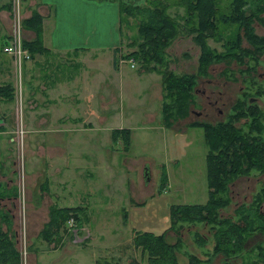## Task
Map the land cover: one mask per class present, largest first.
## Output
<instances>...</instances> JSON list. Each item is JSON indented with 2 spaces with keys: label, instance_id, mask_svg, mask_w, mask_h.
Here are the masks:
<instances>
[{
  "label": "rangeland",
  "instance_id": "obj_1",
  "mask_svg": "<svg viewBox=\"0 0 264 264\" xmlns=\"http://www.w3.org/2000/svg\"><path fill=\"white\" fill-rule=\"evenodd\" d=\"M247 1V13L257 14L252 26L257 35L264 36V12L258 11L259 7H264V0ZM142 2L146 3L145 0ZM11 5L13 32L17 10L13 0ZM222 6V10L228 13L231 0H224ZM20 10L23 21V13L27 10L23 0ZM170 12L179 17L185 11L182 7H174ZM136 24L135 18L122 24L121 46L115 53V66L122 68L127 75L115 70L114 94L118 100L113 111L99 114L89 111V105L93 107L101 103L98 92L103 87L94 78L86 91L88 99L81 105L78 121H74V116L65 118L67 114L74 115L75 112L55 109L51 116L57 112V117L45 124L47 129L42 134L39 129L41 120L33 117L26 119V109L30 108L27 106L31 101H23L21 109V92L27 93L24 71L22 84L18 77L13 88V100L18 99L19 116L13 117L9 124L2 125H9L12 128L10 133H0V229L7 232L17 250L22 252L24 264H149L148 255L134 245V236L137 231L150 230L157 234L167 231L169 241L179 244L177 257L182 264L190 263L189 255L207 260L214 253L215 239L210 225L187 223L175 232L171 230L170 208L174 204L205 203L209 200L207 154L210 146L206 143L203 128L191 127L192 124L197 121L217 124L229 120L235 113L238 100H250L251 104H258L264 111V51L256 55L254 45L242 31V47L251 49L252 54L246 56L242 63L233 59L210 65L208 75L198 77L199 83L194 90L196 104L191 106L190 115L174 124L173 128H167L162 115V76L157 71L153 74L143 70L136 57H133L137 60L136 67H132L129 61H123V58L132 57H128L130 50H134L129 42L139 34ZM232 32L233 28L222 35L221 30L216 37L208 39L211 48L218 52L227 51ZM195 35L196 32L184 28L172 47L166 50L172 71L178 74L199 72L201 47L195 41ZM101 58V63L98 60L94 64L104 71L102 75L109 73L110 65L114 64L112 51H105ZM75 69L68 65L63 67L64 72L76 73ZM91 72L97 73L94 65ZM139 73L141 76L135 79ZM79 86L77 84L76 88ZM73 91L66 93L76 96ZM1 110L0 123L3 124V119L7 122L8 117L2 118ZM246 121L244 118L237 124L243 126ZM90 122L95 124L96 129L85 130L79 136L71 135L70 130L76 128V123L78 127H84ZM125 126L132 129L131 151L123 150L124 143H118L119 136H114L116 150L113 152L108 147L113 141L109 129ZM31 128L34 131L28 132ZM63 129V132H58ZM41 134L50 140L71 137L73 142L68 139L66 147L73 153H83L82 158L79 157V164L68 159L67 169L66 164L59 160L62 150L50 146L51 142L45 141ZM122 138L125 139L124 133ZM76 139L81 140L77 146L74 145ZM44 141L48 143L46 148L39 146ZM60 142L64 145L63 141ZM125 145L128 146L126 142ZM89 162L91 164H87ZM29 164L35 170L31 174H28ZM145 166L148 167V176L146 171L143 172ZM165 174L167 178L164 180ZM234 182L229 189L232 201L229 207L222 210L223 216H233L239 205L254 200L255 194L264 187V173L255 171L251 176H238ZM58 205L80 207L82 220L72 224L68 220L64 229L48 241L42 238V231L51 219V208ZM262 207L264 209V203ZM7 220L9 227L5 223ZM59 236L60 240H57ZM262 239L264 236L259 234L247 246L252 248ZM250 257L258 261L255 252ZM223 258L219 254L213 263L221 264Z\"/></svg>",
  "mask_w": 264,
  "mask_h": 264
},
{
  "label": "trees",
  "instance_id": "obj_2",
  "mask_svg": "<svg viewBox=\"0 0 264 264\" xmlns=\"http://www.w3.org/2000/svg\"><path fill=\"white\" fill-rule=\"evenodd\" d=\"M99 2L116 3L119 6V18L122 24L130 22V18L137 20L139 34L129 42L134 50H130L128 57H136L139 64L147 72H159L164 84V117L167 124L178 123L187 118L196 104L197 95L194 93L198 77L209 73L210 65L221 61L233 59L242 63L252 50L242 47V31L244 36L255 47L254 53L264 51V36L256 34L252 26L255 14H248L245 6L247 0H231L228 13L222 8L224 0H97ZM174 7L184 8V14L173 16L170 10ZM259 13L264 12V7L258 8ZM32 22V27H31ZM22 29L34 31L35 39L23 40L22 45L31 56L46 51L44 44L45 22L40 10L35 9L33 15L21 21ZM196 32L195 41L200 45L199 72L178 74L169 68V59L166 50L172 47L173 42L184 32ZM233 32L228 39L227 51L218 52L211 48L208 39L214 38L222 30V35L230 30ZM33 48V53H32ZM119 50V49H117ZM0 97L12 101L13 87L4 85L0 87ZM235 113L230 119L217 124L210 122H194L191 127L203 128L206 132V143L210 146L207 158V171L209 200L205 203L172 205L171 230L178 232L185 224L210 225L214 236V253L207 260L195 255H189V264H214L213 259L222 255L221 264H264V239L249 248L248 242L261 234L264 236V187L256 194L251 203L239 205L235 216H223L222 210L229 207L231 197L229 189L238 176H251L255 171L264 173V111L250 100H238L235 103ZM247 119L245 124L239 126L242 119ZM114 136L122 138L129 146L132 141L131 130L116 129ZM123 139V138H122ZM120 141V140H119ZM118 142V141H117ZM164 175V180L167 178ZM81 208L72 205L51 208V219L42 231V238L51 241L62 231L68 220L76 218L77 223L82 220L79 214ZM9 217V215H8ZM8 227L10 222H5ZM135 246L141 248L147 256L149 264H182L178 261L177 250L179 244L171 243L167 231L161 234L153 231L138 232L134 236ZM57 240H60V236ZM256 253L258 261L250 256ZM214 257V258H213ZM213 258V259H212ZM0 264H22L21 253L15 243L8 237L7 232L0 229ZM217 264V263H216Z\"/></svg>",
  "mask_w": 264,
  "mask_h": 264
},
{
  "label": "crops",
  "instance_id": "obj_3",
  "mask_svg": "<svg viewBox=\"0 0 264 264\" xmlns=\"http://www.w3.org/2000/svg\"><path fill=\"white\" fill-rule=\"evenodd\" d=\"M23 1L27 5V10L25 11V14L23 13L24 18H28L30 15H33L35 9H39L42 13L45 22L43 33L45 37L44 44L47 48L44 52H39L32 55L31 59L24 63L23 78L25 81L24 87L26 86L27 93L21 92V109L23 106V101H31L29 106H27L30 108L26 109V119L30 117L35 118L36 113V119H38V121L41 120L39 122V129L41 128L42 134L45 132L44 130L47 129L45 124H48L51 121V118L55 116L57 117V112L55 115L51 116L55 109L67 112L68 110L75 112L74 115H69L66 113L67 116L65 118H68L69 116V119H71L74 116L73 119L75 122H77L78 117L81 116V112L79 111L81 105H83L84 101L88 99L86 97V91L92 84L94 78H97L98 84L103 87V89L98 92L99 96L101 97V103L94 104L93 107L89 105V111H94L95 113L98 112L97 114H99L101 112H110L116 109L115 102H117L116 100H118V97H116L114 94L116 88L114 86L115 77L113 78V76H115L116 71L127 75L125 72H123L124 70H122V68H116L115 66V64H117L115 53L121 46L120 44L122 37V32L120 30L121 19L119 18V6H117L116 3L114 4L104 1L100 3L97 0ZM11 4L12 0H0V87L4 85H10L14 88L18 81L16 65L11 56L5 54L2 51V47L9 39L13 28L11 25ZM21 32L22 37L27 41L32 39V35L33 39H35L37 36L35 32L31 30L21 29ZM105 51H112L114 64L110 65L111 70L109 73H104L101 75L103 70L94 63L98 60L99 63H101L103 60L101 57L105 54ZM66 65L69 67H76V73H71L68 71L64 72L63 67ZM92 65L96 67V74L91 72ZM151 73L154 74L156 72ZM159 75L161 76V74ZM140 76L141 75L139 73L134 78L138 79ZM20 81L22 84V75ZM155 81L158 82L156 79ZM160 81L162 82V78ZM36 84H39V86H36ZM77 84L80 85L78 88H76ZM162 86L164 87L163 82ZM72 87H75L74 91L72 90ZM38 88L39 91L37 90ZM67 91L76 92L77 97L67 94ZM4 98L5 97H0V109H3L1 110V116L2 118L6 116L8 119L7 122L6 119H3L4 123H0V133L1 131H3L2 133H10L12 128L7 124H9L13 117L15 118L19 116V108L17 104L18 99L16 101L14 99L13 101L4 102V100H2ZM161 99L163 108L164 95H162V92ZM4 105L7 107L2 108ZM23 111H25V109H23ZM164 113L165 111L163 108L162 115ZM63 114L64 113L61 115ZM5 123L7 124L4 126V128L2 125ZM30 123L31 122H29L28 125H30ZM78 124H81V122ZM78 124L76 123V128L70 130L72 136H79L82 132H86L85 130L96 129L95 124L92 122L88 123V125L84 127H78ZM164 125H166L167 128H173L174 126L173 124L172 126H169L167 121H165ZM120 128L113 127L109 129V131H111L110 135L112 136L113 141L112 143L108 144V147L110 146L113 152H115L116 148L114 147L115 138L112 134L115 129ZM122 129L132 130L126 126ZM64 130L65 129L58 132L60 133ZM32 131H34L33 128L29 129L28 132ZM42 137L44 136L42 135ZM44 138L46 139L45 141L51 142L49 144L50 146H57L60 150H62V155L60 156L59 160L60 163L66 164L67 169L69 164L67 162L68 159L74 160L77 165L79 164L83 153H73L72 150L66 147L68 139L73 142L71 137H63L61 138L62 140H58L57 138H54L53 140H50V138L47 137ZM81 140L76 139L74 145H79ZM122 140L123 139L121 138L120 141L124 143ZM45 141L39 146L46 148L47 142ZM60 141H63L64 145H61ZM120 141H118V143H120ZM131 144L129 148L131 147ZM122 147L124 148L123 150H126L127 152L131 151V148H125L124 144ZM87 164L91 163L89 162ZM147 168L148 167L145 166L143 172H145ZM32 170L33 172L35 171L32 168V164H29L28 174H31ZM79 171L82 172L81 170ZM65 181H67V179ZM12 198H14V196H12Z\"/></svg>",
  "mask_w": 264,
  "mask_h": 264
},
{
  "label": "built area",
  "instance_id": "obj_4",
  "mask_svg": "<svg viewBox=\"0 0 264 264\" xmlns=\"http://www.w3.org/2000/svg\"><path fill=\"white\" fill-rule=\"evenodd\" d=\"M15 2V9L17 12L15 13V16H17V22H15L16 28H14L13 32L11 33L9 39L6 41V43L3 45V52L10 55L12 60L14 61L16 65V71L17 76L19 79L21 78L24 63L31 59L30 52L25 49L22 45L23 37L21 32V19H20V3L21 0H13ZM18 14V15H17ZM123 61H126L131 63L132 67H136L137 60L133 57L130 58H123ZM22 133V131H21ZM74 218L72 217L71 220H69V223L72 224L74 222ZM22 253V252H21ZM22 258V264H24V256H21Z\"/></svg>",
  "mask_w": 264,
  "mask_h": 264
},
{
  "label": "water",
  "instance_id": "obj_5",
  "mask_svg": "<svg viewBox=\"0 0 264 264\" xmlns=\"http://www.w3.org/2000/svg\"><path fill=\"white\" fill-rule=\"evenodd\" d=\"M145 173H147V176H148V170H146V172ZM150 178V177H149Z\"/></svg>",
  "mask_w": 264,
  "mask_h": 264
}]
</instances>
